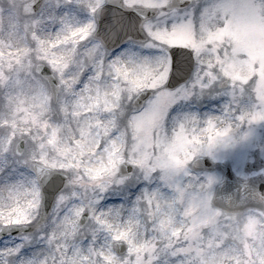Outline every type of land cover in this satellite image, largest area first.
Here are the masks:
<instances>
[{"label":"snow or ice","instance_id":"1","mask_svg":"<svg viewBox=\"0 0 264 264\" xmlns=\"http://www.w3.org/2000/svg\"><path fill=\"white\" fill-rule=\"evenodd\" d=\"M180 2L183 8L174 0L164 4L155 0H120L119 6L130 13L126 22L131 32L126 33L115 51L109 43L115 33L110 38L98 34L97 17L105 10L107 0H30L24 5L32 21L24 35L25 47L0 41V127L4 129L0 134V201L5 206L23 201L27 209H22L23 222L5 220L0 225V234L5 229L9 235L16 230L19 239V243L15 239L0 241V264H103L93 259L97 255L95 241L102 231H107V222L118 216L126 224L136 222L145 233L151 232L147 259L125 260L122 264H264V246L231 249L223 223L231 217L224 211L210 210L215 222L212 230L204 233L209 217L198 212L197 206L210 195L215 196L221 181L219 173L166 163L162 154L141 159L129 150V139L135 143L129 125L159 122L167 133V121L175 107L193 99L203 100L205 94L213 102L217 98L202 80L199 96L195 82L189 91V80L195 72L191 49L165 45L156 39L161 17L165 30L168 20L178 21V26L190 23L195 30L211 7L209 0ZM81 11L86 17L79 16ZM150 13L155 16L150 17ZM47 25L55 32L47 33ZM136 33L145 38L139 39ZM60 45L72 52L76 61L83 59V70L75 81L69 80L74 70L71 64L63 57L51 58V48ZM161 57L167 59V73L161 83L152 86L163 71H154ZM109 86L114 96L123 99L124 87L143 102L117 117V127L99 143L90 132L81 131V139L71 142L75 148L59 147L55 129L65 123L71 125L75 109L80 107L90 106L99 112L101 88ZM236 91L233 87L221 112L205 115L201 125L215 129L216 117L223 116L228 121L226 130H216L207 149L201 146L188 163L202 167L205 158L213 164L222 158H233L237 186L233 192L228 190L230 185H225L221 199L228 202L230 210L244 213L248 232L259 229V238L264 241V167L253 174L251 168L256 165H249L245 156H235L237 148L248 146L264 161V133L256 131L258 126L264 127V98L247 89L240 95ZM103 103H109L106 97ZM32 108L40 112L34 114ZM49 112L58 118L49 116L45 122L43 117ZM113 115L105 113L104 118ZM199 117V111L175 117L177 135L185 131V120ZM120 125L125 129L124 151L116 163L112 158ZM86 151L91 152L87 159ZM53 177L62 178V186L50 212L41 213L45 207L43 186ZM28 209H34L36 215L32 216ZM77 235L91 237L86 252L75 243ZM61 238L65 243L60 242ZM33 241H43L47 247L33 250ZM231 252L237 253L234 259L227 258Z\"/></svg>","mask_w":264,"mask_h":264},{"label":"rangeland","instance_id":"2","mask_svg":"<svg viewBox=\"0 0 264 264\" xmlns=\"http://www.w3.org/2000/svg\"><path fill=\"white\" fill-rule=\"evenodd\" d=\"M29 0H0V41H11L15 47L23 49L25 47L24 35L32 24L31 18L24 11V4ZM157 4L167 3L168 0H155ZM211 7L207 10L202 21L197 22V27L193 30L190 23L184 26H178L179 22L168 20L167 30L161 17L160 24L156 28V39L162 41L165 45H180L193 50L195 57L194 76L189 80V91L192 90V84H197V96L200 94L199 84L202 80L208 87L214 90L217 95L215 102L210 95L205 94L203 100L193 99L191 103H181L175 107L170 113L167 121L168 131L164 132L159 122L152 124L137 123L129 125L128 131L133 139H129V150L134 152L136 156L143 159L146 156L155 158L163 155L165 162H170L177 166H188L192 168L189 161L200 151L201 146L204 149L208 147V141L215 134L216 130H226L228 121L223 116H217L214 123L215 129L202 128L205 115H215L221 112V106L231 97V90L234 87L236 94L240 95L241 90L247 89L253 91L256 97L264 98V0H209ZM69 11H72L71 7ZM86 13L81 11L79 16L86 17ZM72 23H76L75 19ZM149 27H152L149 25ZM45 31L49 34L55 32L51 25H47ZM121 46V45H120ZM118 50V47L113 49ZM51 58H64L65 62L73 66V72L69 76L70 81L79 78L80 72L83 70V59L76 61L73 59V53L64 48L63 45L53 47L50 50ZM27 62V61H25ZM159 78H154L157 86L162 82V78L167 73L166 57L158 58V62L154 65V71L160 72ZM107 75V72H106ZM112 88L102 87L101 109L95 111L90 106H83L75 109V115L71 125L67 123L55 129V138L59 141L58 146L61 148H75L76 145L71 142L81 139L80 133L84 131L90 132L95 138V143H99L101 139L106 138L109 133L113 132L119 123L117 117L123 116L124 112L134 109L136 96L127 92L122 87L121 91L125 93L123 99L112 95ZM227 93V94H226ZM105 97L109 101L106 105L103 103ZM26 99V97H21ZM84 102L81 101V104ZM25 107V105H21ZM125 107V108H124ZM34 114L40 112L39 108L30 109ZM199 111V118H189L185 120L184 132H180L174 118L184 112ZM239 111V109H237ZM105 113H115L113 116L104 118ZM247 114V113H246ZM255 115H259L256 113ZM57 119L58 116L51 112L46 113L43 117L44 121H48V117ZM39 120V116L37 115ZM3 120L0 119V125ZM245 123V127H247ZM42 128V125H41ZM3 127H0V134H3ZM257 133H264V127H257ZM124 132L123 125H120V131L116 134V149L113 161L120 162V154L124 151ZM155 148V152L153 149ZM91 155L90 151L85 152L84 158ZM235 156H245L248 158V164L255 163L258 168H251L253 174L260 171L264 167L258 155L248 146H241L235 150ZM259 160L262 163H259ZM220 161L226 162L234 171L236 165L232 157L222 158ZM99 163V159L96 160ZM193 169V168H192ZM193 171H204L194 170ZM215 171L221 175L223 173L219 169L206 170ZM218 183L216 187L220 184ZM213 196L202 204L197 206V211L209 217V225L205 227L204 233L212 230L214 220L211 218L210 210H221L212 203ZM22 209H27V204L23 201L12 202L5 206L0 201V225L5 220L9 223L14 221L23 222ZM32 216L36 215L34 209H28ZM226 216L231 220L223 221L232 250L241 248L255 249L264 246V241L259 238V229L255 232H248V221L242 212L224 211ZM127 216V213H125ZM31 218V217H29ZM107 231H102L95 241L97 255L94 260L103 261V264H122V261L147 259L151 249L148 247V237L151 232L145 233L143 227H137L136 222L126 224L123 217H114L107 222ZM248 233V234H246ZM59 235V234H58ZM88 238H82L77 235L75 243L80 245L86 252L88 249ZM19 243L17 236H8L0 241H11ZM72 241L71 232H69L68 242ZM61 243H65L61 238ZM116 242H124L127 248L124 253L118 254L114 250ZM187 243V241H184ZM31 247L33 250L40 247H47L43 241H33ZM179 247V245H177ZM68 254L71 256L72 251L69 249ZM236 252H231L227 258L234 259Z\"/></svg>","mask_w":264,"mask_h":264},{"label":"water","instance_id":"3","mask_svg":"<svg viewBox=\"0 0 264 264\" xmlns=\"http://www.w3.org/2000/svg\"><path fill=\"white\" fill-rule=\"evenodd\" d=\"M190 1L191 0H186L187 3H190ZM174 2L179 4L181 8L184 7V3H181L180 0H174ZM28 3H30V0L26 2L25 5ZM119 3H120V0H107L105 10L98 15V34H102L106 38H110V34L115 33V37L109 39V43L112 48L121 44V40L124 38L126 33L131 32V28L126 22V18L130 16V13L128 12V10L122 9L119 6ZM24 9L26 12L28 11L25 7ZM152 16H155V13H150V17ZM114 19L116 20V23L113 22ZM136 35L139 39L145 38L143 37L142 34L136 33ZM192 63L194 67V64H195L194 59ZM142 102H143V98H141L140 100H138L137 98L135 100V106H138V104ZM192 167L196 170H202V169L212 170L214 168H218L223 172L224 179L218 185L216 189V194L213 197V203L214 205H216L217 207L223 210L234 212L235 210L229 209L228 202L224 199H221V194L225 190L224 188L225 185H230L231 187L228 190H231L233 192H235V189L237 186V176L232 171L230 165L226 162H218L216 164H213L211 160H207V158H205V161L203 162L202 167L197 165L196 163H192ZM61 179L62 178L53 177L51 181H48L43 186L44 193H45V207L41 209V213L43 211L46 213L50 212L51 205L52 203H54L56 194L58 193L60 187L62 186ZM237 197H238V194H237ZM6 232H7V229H5V233L0 234V238H3L4 236L9 235ZM11 235H18V232L16 230H13ZM114 249L116 250L118 254H122L126 250V245L122 242H116L114 245Z\"/></svg>","mask_w":264,"mask_h":264},{"label":"bare ground","instance_id":"4","mask_svg":"<svg viewBox=\"0 0 264 264\" xmlns=\"http://www.w3.org/2000/svg\"><path fill=\"white\" fill-rule=\"evenodd\" d=\"M125 108V107H124Z\"/></svg>","mask_w":264,"mask_h":264}]
</instances>
